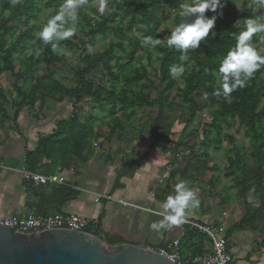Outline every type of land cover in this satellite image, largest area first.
Instances as JSON below:
<instances>
[{"label":"rangeland","instance_id":"obj_1","mask_svg":"<svg viewBox=\"0 0 264 264\" xmlns=\"http://www.w3.org/2000/svg\"><path fill=\"white\" fill-rule=\"evenodd\" d=\"M21 1L10 0L12 4ZM33 1L37 7L34 21L36 27L34 39L31 41V47L28 50L13 58L15 72L20 75V79L16 80L10 73H4L0 76V87L7 93L8 99L6 103L2 104L3 107L0 111V140L5 137L2 131L7 129L9 124L16 123L21 115L19 113L14 118V111L20 101L16 96L15 88L24 87V90L29 92L32 87H38L39 82L44 79L48 70L53 72L52 79L55 82L65 88H73L75 86L74 71L82 68L79 58L82 50L81 44L84 41L83 34L90 27H94L111 14L110 8L102 5L99 0ZM231 1L237 16L234 25L239 29L236 36L244 30L247 19L257 17L264 19V4H261V0ZM179 2L181 5L190 2V0H179ZM180 11L181 9L163 8L162 12L153 13L148 17V22L151 25L149 29L157 35L156 38L164 41L160 45L161 48H166L165 37L170 35L177 24L176 16H180ZM207 15L211 16L212 13H207ZM57 16L60 17L59 20H55L57 30L63 32L72 29L74 34L67 39H59L53 36L52 40L47 43L39 39L37 33L41 32ZM113 26H115L114 23ZM126 28L127 21H124L122 29L125 33L122 38H112L107 35L105 39L96 38L93 46L83 48L85 55L92 56L107 51L112 44L119 43L124 52L119 51L117 47L113 48V52L114 57L120 59V65L130 62L125 73L129 76H133L136 72L143 75V78L136 83L124 85L122 82H118L113 85V91L119 97L115 103V115L113 117L107 111L99 109L92 100H81L77 108V116L82 122L88 119L92 120L97 136L93 140V145H97L96 140L103 137L104 134L106 138H103L105 140L99 143V148H103L102 145H104L105 149L103 151L105 157L108 158L119 151L118 159L123 158L125 160V167H128L134 157L136 158L135 154L130 151L134 142L136 143L138 140L145 144L149 143L150 146L154 145L155 149L162 153L161 162H163V169L167 174L165 179L171 181L173 185L172 189L163 188L162 192L155 191L158 194L162 193V196L159 195L162 200L173 193L175 185L183 180L189 188L195 191L196 196L200 195L199 207L203 206V201L207 205L216 203L217 208L223 209V217L227 216L228 219L231 217L232 220L241 218L249 212V218L252 220L251 224L264 233V204L262 206L260 200L262 192H256L255 185L251 182L249 184L250 190L243 193L240 187V172L230 167V161L234 155L240 153L247 169L255 170L257 165L264 168V149L260 148V142L255 141L253 134L248 133L246 127L240 125L238 120H228L226 124H221L220 132L217 134L210 127V116L214 110L213 107H200L201 109L188 122L190 108L181 95L183 74L178 78H173L175 82L173 88L163 100L157 102V92L148 87L149 82H151L153 87H156L159 91L164 89V86L159 84L158 79V58L160 55L151 47L143 51L134 49V40L139 36L137 28L134 27L130 31H126ZM253 39L255 41L252 43L253 46L258 50H264V34H256ZM53 45L56 46L55 51ZM132 53V60H129V55ZM35 59H39L35 72L30 75H23L25 67ZM110 64L114 65L115 60L112 59ZM182 65L185 69L184 72L193 69L189 56L186 60H182ZM261 68L263 69L258 78V87L264 84V66ZM86 78L96 85H103L105 89L111 87L110 83L107 85V82L111 81L110 78L100 67L87 75ZM121 93H125V97H121ZM35 95L39 96V91H36ZM145 95L149 97L148 105L135 100L137 97ZM62 103L66 104V109H71L69 100L59 103L46 99L42 105L36 103L32 109H24L21 113L33 121H43L45 117L51 121L53 118L65 116L64 111L60 109ZM159 103L162 105L160 125L156 123ZM196 103L198 105L205 104L204 99L201 97L196 99ZM2 111L5 117H3ZM162 133L169 134L167 140L159 138V136L156 137V135H162ZM204 133H208L206 136L210 141L215 138L219 139V144L214 146L207 143ZM179 141L182 143L181 146L175 147V144ZM205 149L208 159L204 161L212 170L203 172L200 175L192 173L191 170H185L184 175L181 177L182 170H178V167L193 166L192 159L199 161L198 158ZM256 153L259 161L256 160L254 155Z\"/></svg>","mask_w":264,"mask_h":264},{"label":"trees","instance_id":"obj_2","mask_svg":"<svg viewBox=\"0 0 264 264\" xmlns=\"http://www.w3.org/2000/svg\"><path fill=\"white\" fill-rule=\"evenodd\" d=\"M99 2L102 5L108 6L111 14L94 27H90L83 34L84 41L81 44L82 50L79 58V63L82 65V68L74 71L75 86L73 88L63 87L52 79L53 72L48 70L44 79L39 82L38 87H32L29 92H26L24 87L15 88L16 96L20 101L14 111V118L22 110L32 109L36 103L42 105L46 99H51L59 103L64 100H69L71 103L70 116L65 120L57 121L50 134L38 137L33 151L25 152L23 160L25 170L28 172L52 175L57 168L69 170L75 164L84 163L86 161L85 151L87 145L95 139L96 133L92 120L88 119L82 122L78 119L77 108L81 100H92L99 109L107 111L113 117L115 115V103L119 98L113 91V85L118 82L129 85L143 78V75L138 72L133 76L127 75L125 72L130 62L125 63V65H120V59L114 57V47L124 52L123 47L119 43L112 44L107 51L92 56L85 55L83 48L93 46L96 38L105 39L107 35H110L112 38H122L125 33L122 29V24L124 21H127L126 31H130L136 27L139 35L134 40V49L139 51L146 50L151 46L144 44V38L147 36L157 37L149 29L151 25L148 22V17L153 13L162 12L163 8L180 9L179 0H99ZM222 2L225 6L222 10H218L222 11V15L218 16L216 26L213 29L217 35L215 37L210 35L206 38V41L201 43L198 49L189 50L187 54L193 64V69L183 73L181 95L190 108L188 122L193 119L202 107H213L214 110L210 116V127L217 134L220 132L221 124H226L228 120H238L240 125L246 127L248 133L253 134L255 141L260 142V148L264 149V84L261 87L257 85L263 68H260L254 73L244 88L237 89L231 94L232 100L230 103L226 102L222 96L216 97L214 95V92L220 88L222 83L219 78L220 61L229 49L235 46V36L239 32V29L234 25L237 16L232 1L222 0ZM36 13L37 7L33 0H22L16 4H12L10 0H0V76L4 73H10L16 80L20 79V75L15 72L13 58L21 55L22 52L31 47L30 43L34 39L36 29L34 25ZM180 19V16L177 15V23L180 22ZM113 23L115 26H113ZM254 42L252 37L251 43ZM153 49L160 55L158 58V79L159 84H162L164 89L159 91L156 87H153L151 82H149L148 88L157 92V102H160L175 84L170 69L172 66L182 65L180 58L181 52L168 46L166 48L157 46ZM132 57L133 53L129 55V60H132ZM112 59L115 60L114 65L110 64ZM38 63L39 59L32 61L25 67L23 75H30L35 72ZM99 67L111 80L107 82V85L108 83L111 84V87L108 89H105L101 84L96 85L93 81L86 78L87 75ZM36 91H39V96L35 95ZM6 94L0 87V111L3 107L2 104L8 100ZM121 97H125V93H121ZM200 97L204 99V105H198L196 103V99ZM148 99V95H145L143 97H137L135 100L148 105ZM158 105L156 123L160 125L162 105L160 103ZM260 105L262 106L260 107ZM2 114L5 117L3 111ZM207 134L204 133L207 143H211L214 146L219 144V139L217 138L211 141L208 140ZM158 136L159 138L167 140L169 134L162 133V135H156V137ZM180 141L175 144V147L181 146L182 143ZM254 155L256 160L259 161L257 153ZM40 159L45 162V170H42L43 168L39 169L38 167L37 162ZM207 159L208 154L205 149L203 154L198 158L199 161L192 159L193 166L187 165V170H191L196 175L212 170L207 166V162L204 161ZM140 161V158L134 157L128 164V170L135 169L140 164ZM230 167L240 172V187L243 193L250 190L249 184L251 182L254 183L256 192H262L260 200L263 206L264 168L257 165L255 170L247 169L243 156L240 153L234 155L230 161ZM25 184L27 185V183ZM77 195L78 193L69 187L53 186L51 194L48 197H39L35 213L49 215L44 207L51 208L54 214L58 213L61 206L74 199ZM249 217L250 214L247 212L237 224L228 229L226 236H229L236 230H242L246 224L251 222ZM192 231L195 233L196 230L189 226H184L186 235ZM99 233L98 229L96 232H92V235L98 237ZM104 241L110 245L108 239L104 238Z\"/></svg>","mask_w":264,"mask_h":264},{"label":"crops","instance_id":"obj_3","mask_svg":"<svg viewBox=\"0 0 264 264\" xmlns=\"http://www.w3.org/2000/svg\"><path fill=\"white\" fill-rule=\"evenodd\" d=\"M60 106L65 114L62 118H53L50 121L45 117L43 121H33L20 112L21 115L14 123L16 128L11 123L6 131H2L5 137L0 140V220L20 215L27 209L35 211L39 197H48L51 194L54 185L33 188L25 184L20 172L25 169V152L34 150L38 137L50 134L57 121L70 116L71 109H66L65 103ZM103 138H106L104 134L96 140L97 145H93V140L89 142L84 163L75 164L69 170L59 169V172L57 168L53 173L59 174L69 188L78 193L74 199L61 206L57 214L96 219L101 239H108L112 246L127 244L160 249L177 241L180 255L184 259L209 253V240L202 233L192 231L186 235L184 226L179 225H174L171 229L151 227L153 223L161 221L157 214L164 211L163 202L166 198L162 200L159 197L162 196L161 190L172 189L173 186L171 181L165 179L167 174L161 162L162 153H159L154 145L150 146L149 143L137 140L136 143L130 144V151L141 161L135 169L129 171L124 166L125 160L118 159L119 151H115L109 158L105 157L104 145L99 148V143L105 140ZM37 163L39 169H46L42 159ZM187 169V165L178 167V170L183 172L180 173L181 177ZM155 191L161 192L158 194ZM171 194L174 195V192ZM98 195H107L113 201L97 200ZM196 197L201 200L200 195ZM117 200L129 205H120ZM44 208L47 214L53 213L51 208ZM222 211L223 209L216 207V203L207 205L203 201L202 207L186 211L184 220L214 228L218 236L225 241L235 262L264 264V233L261 229L255 228L251 220L242 230H236L226 236L228 229L245 215L232 220L226 215L224 218Z\"/></svg>","mask_w":264,"mask_h":264},{"label":"clouds","instance_id":"obj_4","mask_svg":"<svg viewBox=\"0 0 264 264\" xmlns=\"http://www.w3.org/2000/svg\"><path fill=\"white\" fill-rule=\"evenodd\" d=\"M264 4V0H261ZM222 0H190L180 5V22L172 29L170 35L166 36L169 48H175L181 52V60L187 59L189 50L198 49L201 43L206 41L210 35L215 37L217 33L213 30L219 15H222L224 7ZM103 10V9H101ZM206 13H212L211 16ZM50 21L43 30L37 33V37L44 42L52 40L53 36L59 39H67L74 34V30L58 31L55 20ZM256 34H264V19L249 18L245 21L244 30L235 36V46L230 48L221 59L219 66V78L221 86L214 92L216 97H223L228 103L232 100V93L237 89L244 88L246 83L253 77L254 73L264 66V50H258L251 43ZM144 44L152 48L164 43L159 38L147 36ZM55 45L53 50L55 51ZM183 65L172 66L170 69L173 78H178L184 73ZM200 201L194 190L187 186L185 181L175 185L174 195L170 194L163 202L164 211L160 213L163 220L151 225L154 229H171L184 221L186 211H191L199 206Z\"/></svg>","mask_w":264,"mask_h":264},{"label":"water","instance_id":"obj_5","mask_svg":"<svg viewBox=\"0 0 264 264\" xmlns=\"http://www.w3.org/2000/svg\"><path fill=\"white\" fill-rule=\"evenodd\" d=\"M0 264H172L133 245L111 246L86 233L22 236L0 226Z\"/></svg>","mask_w":264,"mask_h":264},{"label":"built area","instance_id":"obj_6","mask_svg":"<svg viewBox=\"0 0 264 264\" xmlns=\"http://www.w3.org/2000/svg\"><path fill=\"white\" fill-rule=\"evenodd\" d=\"M57 172H59V169H57ZM20 173L22 180L31 185L33 188L52 185L69 187L67 182L60 177L59 174L41 175L38 173L28 172L25 169ZM97 200L113 201V199L107 195H98ZM117 203L123 206L129 205L122 200H117ZM132 207L138 209L135 206ZM157 215L161 218V220H163V216H161L160 213ZM178 225L180 227L189 226L190 228L204 234L209 240L210 252L200 256H194L189 259H184L180 255L179 244L177 241L170 243V245L166 248L146 249L153 251L158 256L166 259L172 264H239L235 262L227 249L225 241L223 238L218 236L214 228L186 220ZM0 226L9 229L14 234L22 236H37L51 231H67L92 235V232H96L99 229V223L96 219L57 213L41 215L35 213V211L31 209L25 210L20 215L0 220ZM96 238L102 240L100 233Z\"/></svg>","mask_w":264,"mask_h":264}]
</instances>
